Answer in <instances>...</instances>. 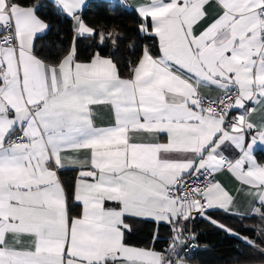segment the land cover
Masks as SVG:
<instances>
[{
	"label": "snow or ice",
	"instance_id": "1",
	"mask_svg": "<svg viewBox=\"0 0 264 264\" xmlns=\"http://www.w3.org/2000/svg\"><path fill=\"white\" fill-rule=\"evenodd\" d=\"M88 6L0 0V264H154L128 245L130 219L175 231L198 217L257 247L211 214L258 217L244 227L264 234V0H108L155 41L126 74L100 51L80 60L82 40L103 49L122 38L117 26L90 25ZM44 8L72 21L55 62L34 42L50 27ZM221 173L248 189L251 211L234 209ZM149 197L174 207L133 210Z\"/></svg>",
	"mask_w": 264,
	"mask_h": 264
},
{
	"label": "trees",
	"instance_id": "2",
	"mask_svg": "<svg viewBox=\"0 0 264 264\" xmlns=\"http://www.w3.org/2000/svg\"><path fill=\"white\" fill-rule=\"evenodd\" d=\"M44 20L50 25L46 33L35 38V45L41 51L42 56L49 61L55 62L63 57L69 44L73 40L72 21L56 15L51 8L42 9ZM86 21L90 25H106L109 30L117 26L116 30L122 34L121 39L112 36L105 42L103 49H97L91 40H82L79 44V57L81 61H87L90 54L100 51L101 55L112 58L118 66L124 70L140 55V49L144 45L154 44L155 41L145 39L137 32L139 19L131 12L116 7L115 12H110L108 2L101 0L89 1V6L84 12ZM103 32V29H101ZM97 40L100 39L98 36ZM76 173L72 170H64L61 174L65 184H71ZM79 213L78 205L74 204L73 215ZM214 218L223 221L230 228L237 230L244 236L249 237L258 247H250L241 240L227 234L225 231L209 224L204 219L196 218L191 223V232L195 235L198 248L190 255L181 254L180 257L194 264H250L264 263V234H258L253 228H245L244 225L258 228L261 220L258 217L243 220L233 216L225 217L216 212ZM156 225L141 221L126 236L127 243L134 246H143L152 243L155 250L166 252L170 244V228L161 225L158 229V239H153Z\"/></svg>",
	"mask_w": 264,
	"mask_h": 264
},
{
	"label": "crops",
	"instance_id": "3",
	"mask_svg": "<svg viewBox=\"0 0 264 264\" xmlns=\"http://www.w3.org/2000/svg\"><path fill=\"white\" fill-rule=\"evenodd\" d=\"M89 1H91V0H89ZM130 2L134 3V4H140V3H147L148 0H130ZM211 11H214V9H212ZM38 35H41V33H38L37 36ZM105 57L109 58L107 56H105ZM203 91L205 93H208V94L213 95V96L217 94L216 91L214 89H211V88H205V89H203ZM161 142H165V141H161ZM66 170H71V169H66ZM216 179L218 181H220L222 184H224L225 187L227 188V190L233 196L236 197L235 204H234V209L236 211L248 212V211H251L253 209L254 205L252 204V199H251V197L246 195V193L248 192V189L242 188L240 182L237 181L233 176H231L230 174H227V173H221V174H217ZM156 183H161V181L157 180ZM219 195H220L221 199L224 198L223 194H219ZM173 207L174 206L169 202H166L164 200L157 199V198H152V197L142 199V200H137L132 205L133 210H139L141 212L151 213V214H155L158 216L163 215L167 210H170ZM79 211H80V208H79ZM175 211H180L184 215L188 214L187 209L186 208L181 209L179 205L175 206ZM174 214H175V212H174ZM141 221H143V220H132V219H130L128 221V223L131 225V229H134L140 224ZM192 221L193 220L189 221L188 223H184L181 220L180 222L174 224V229L176 230V227L179 225L181 232L183 234L184 233L192 234V232H191ZM205 221L208 222L207 220H205ZM209 224H211V223H209ZM211 225H213V224H211ZM157 231H158V236H159V233H162L161 230L155 228L154 232H153V239L156 238ZM169 232L171 234V236H170V239H171L172 234H173V230L170 229ZM129 246H133V247H137V248L142 249V250H146L148 253H150V255L146 256L145 259H147L149 261H154V264H163V261L166 257L168 250L173 246V242L170 240V244H169V247H168L166 252H161V251L155 250L152 246V243H149V244H146L143 246H134V245H129ZM180 255L181 254H179L175 259H173L172 264H194V263H190V262L182 259L180 257ZM250 264H264V263H250Z\"/></svg>",
	"mask_w": 264,
	"mask_h": 264
},
{
	"label": "water",
	"instance_id": "4",
	"mask_svg": "<svg viewBox=\"0 0 264 264\" xmlns=\"http://www.w3.org/2000/svg\"><path fill=\"white\" fill-rule=\"evenodd\" d=\"M188 238L194 240L195 235L194 234H187V233H182L179 225L176 227V230L173 231L171 241L173 242V246L168 250L166 257L163 261V264H172L173 259H175L178 255L177 252L180 253L181 246L179 244V241H187Z\"/></svg>",
	"mask_w": 264,
	"mask_h": 264
},
{
	"label": "built area",
	"instance_id": "5",
	"mask_svg": "<svg viewBox=\"0 0 264 264\" xmlns=\"http://www.w3.org/2000/svg\"><path fill=\"white\" fill-rule=\"evenodd\" d=\"M101 1L108 2V0H101ZM122 9H123V8H122ZM125 10H126V9H125ZM189 207H190V206L185 207V208L187 209V212L189 211ZM193 214H194V213H193ZM185 243L188 245V247H193V246H195V245H198L197 242L195 241V239L192 240V239H190V238H188V240H187ZM197 248H198V247H194V248H193V251H191V252L188 251V248H187V247H185V248H181L179 254H185V253H187L188 255H190V254H192Z\"/></svg>",
	"mask_w": 264,
	"mask_h": 264
},
{
	"label": "rangeland",
	"instance_id": "6",
	"mask_svg": "<svg viewBox=\"0 0 264 264\" xmlns=\"http://www.w3.org/2000/svg\"><path fill=\"white\" fill-rule=\"evenodd\" d=\"M256 248H258V247H256Z\"/></svg>",
	"mask_w": 264,
	"mask_h": 264
}]
</instances>
